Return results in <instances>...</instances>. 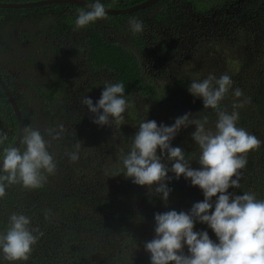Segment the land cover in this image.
<instances>
[{"label": "trees", "instance_id": "1", "mask_svg": "<svg viewBox=\"0 0 264 264\" xmlns=\"http://www.w3.org/2000/svg\"><path fill=\"white\" fill-rule=\"evenodd\" d=\"M33 1L38 0H0ZM144 1L100 0L106 7L120 9ZM82 8L58 4L33 9H0V78L16 100L23 129L33 123L34 115L29 109L33 107L29 102L32 99L38 102L40 115L49 118V128L58 126L54 121L59 115L66 118V132L62 139L51 142L49 152H54L57 168L68 172L55 184V176L49 175L41 188L25 189L21 185L7 188V195L0 199V232L6 229L12 212L31 217L32 226H38L43 232L29 260L23 264H150V254L144 250V244L155 236L154 214L170 210L187 212L194 203L203 201V192L192 186L190 180L183 176L176 179L169 172L173 179L166 183L172 191L165 202L154 192L155 185L140 186L123 173L119 174L123 170L122 159L144 119L171 126L176 118L189 112L193 119L207 115V126L214 128L217 116L214 110L203 107L202 98L188 91L192 81L203 80L208 75H196L161 88L145 78L136 54L145 46L144 42H139V36L146 41L145 48L155 56L171 58L180 49L178 37L206 35L204 28L211 24V12H216L213 19L223 27L234 21L244 29L245 45L234 50L240 62L235 72L228 71L233 85L221 107L230 113L234 103L247 101L237 109L238 126L254 134L262 144L258 150L247 154L240 187L228 191L237 195L252 192L257 199H264V46L261 45L264 43L261 42L264 41V0H159L131 13L107 15L111 30L106 33L97 21L86 28H75L76 14ZM131 17L143 22V32L133 34L130 30L127 44L117 41L116 36L129 31ZM29 28L33 29L32 33ZM72 37L78 41L74 45L75 53L67 51ZM174 44L177 46L171 50ZM65 50L63 54L68 59L62 58L64 55L60 53ZM78 58L90 73L88 83L83 86L63 72V66L71 69V62ZM49 59L52 65L56 64L49 73V80L34 86L30 82L33 71L44 76ZM115 82L125 85L129 107L124 113V122L117 124L121 147L105 168L109 179L102 183L98 173L103 166L104 152H110L111 146L101 136L104 126L93 123V114L80 101L87 96L95 105L105 84ZM29 87L36 92L31 98L24 93ZM236 88L242 90L243 96H234ZM140 98L148 100L145 112H138L134 107V102ZM0 131L7 132L9 141L6 143L13 144L18 124L1 87ZM194 131V125L182 128L171 146L181 147L186 158L192 159L190 166L197 169L200 165L195 159L199 148L191 138ZM66 134H71V140ZM45 139L50 138L45 136ZM76 141L82 142L79 159L70 162L66 152L73 150ZM93 185L107 191L99 197L92 196ZM215 199L213 197L212 201ZM193 230L207 231L216 241L207 224L196 222ZM0 264L8 262L0 259Z\"/></svg>", "mask_w": 264, "mask_h": 264}, {"label": "clouds", "instance_id": "2", "mask_svg": "<svg viewBox=\"0 0 264 264\" xmlns=\"http://www.w3.org/2000/svg\"><path fill=\"white\" fill-rule=\"evenodd\" d=\"M106 18V6L100 0H93L87 10L82 8L77 12L75 28H86ZM128 24L133 34L144 30L143 22L136 17L129 18ZM232 85L227 74L219 77L209 74L203 80L192 81L189 93L202 98L203 107L216 113L214 128L207 126V115L193 119L189 112L176 118L171 126L144 119L122 159L123 170L119 174L140 186L155 185L154 192L165 202L172 191L166 183L173 179L169 172L176 179L183 176L190 180L192 186L203 192V201L194 203L187 212L170 210L154 214L155 236L144 244L150 264H264V199H257L252 192L237 195L228 191L240 187L247 154L262 144L254 134L238 126L237 109L247 101L234 103L230 113L221 107ZM233 94L237 98L243 96L239 88ZM80 102L93 114V123L100 126L122 124L129 107L122 82L106 83L95 105L87 96ZM189 125L195 126L191 138L199 148L195 159L200 165L197 169L190 166L192 159L186 158L181 147L171 146L179 131ZM65 132L64 126L58 125L42 134L30 125L20 136L21 148L6 143L8 134L0 131V199L13 185L25 189L44 186L57 168L54 154L49 152L51 142L62 139ZM81 147L82 142L76 141L73 150L66 152L70 162L78 161ZM213 197H216L214 202ZM48 218L46 213L45 219ZM196 222L207 224L216 241L207 231H194ZM41 236L43 232L32 226L31 217L12 212L6 229L0 232V259L8 264L27 262Z\"/></svg>", "mask_w": 264, "mask_h": 264}, {"label": "rangeland", "instance_id": "3", "mask_svg": "<svg viewBox=\"0 0 264 264\" xmlns=\"http://www.w3.org/2000/svg\"><path fill=\"white\" fill-rule=\"evenodd\" d=\"M215 15V11L211 12L209 16L211 24L206 29L204 28V30H207L205 32V36L200 33L201 36L189 35L187 37H178L180 39L177 41V43L179 44L180 49L176 50L177 52H175V55L171 56V58H159L155 56L153 51H149L148 48H145L147 43L144 38L138 35L141 38V40L139 38V42L145 43V46L136 53L139 62L142 65L145 78L148 77V80L153 81L155 86L161 88L165 84H169L166 86H171L170 84H178V81L189 80L196 75H209L215 73L220 76L222 74H228V71L235 72V68L238 66L240 60L234 54V50L239 46L245 45V31L242 27H239L238 23L234 21L229 22L228 26L223 27L222 23L218 24V20L213 19ZM97 22L103 33L109 32L111 30L109 22L106 19L98 20ZM29 29L32 30V33L33 29ZM128 30V32H121V35L116 36L115 39L119 42L127 44L130 41L128 40V36H131V33H129L130 29ZM261 45L264 46V43ZM176 46L177 45L174 44L171 50H175L174 48ZM64 52H66V50L62 53ZM75 62H79L78 65H75ZM47 66V73L45 72L44 76L38 71H33L30 82L34 86L43 82L45 83L49 80V73L56 66V64L54 63L52 65L51 59H49ZM70 68L71 69H68L63 66V72L65 75H68L70 78L74 79L75 82H78L80 86L88 83L87 77L90 76V73L84 68L80 58H78L76 61L73 60L71 62ZM24 88L25 86L22 87V89ZM24 93L28 98H31L36 94L34 88L30 87ZM32 100L29 101L33 104V107L29 108L34 115L32 127L39 129L43 134L44 130L49 128L50 120L49 118L44 119L43 116L40 115L38 102H33ZM29 102L27 103L28 105ZM148 105V100L145 98H140L134 102V107L138 112H145V110L148 108ZM65 120L66 118L64 116L59 115L58 120H55L54 124L65 126ZM101 131L102 138H104L105 142L111 146L110 152H107V154L104 152L105 156L103 159V166L98 173L100 181L103 183L106 178L109 179L107 173L105 172V168H107L108 165L113 162V158L117 156V152L120 149L119 147H121L122 143L119 137L120 135L118 134L119 131L117 129V124H113L112 126L106 125L102 127ZM65 136L71 140V134H66ZM52 154H54V152ZM56 172L53 174L55 176L53 184L56 182L58 183V181L64 179L68 174V172L62 169L59 170L58 168H56ZM106 191L107 188L101 189L93 185L92 196L94 195L95 197H99V195L105 194Z\"/></svg>", "mask_w": 264, "mask_h": 264}, {"label": "water", "instance_id": "4", "mask_svg": "<svg viewBox=\"0 0 264 264\" xmlns=\"http://www.w3.org/2000/svg\"><path fill=\"white\" fill-rule=\"evenodd\" d=\"M158 1L159 0H146L142 3L136 4L134 6H130L127 8H123V9L106 7V12H107V15L127 14V13L134 12L136 10H139V9L145 8ZM90 3L92 2H89L86 0H38V1H33V2H22V3L0 2V9H33V8L58 5V4H71V5L80 6V7L87 9V5H89ZM0 87L2 88L4 94L8 98L12 113L15 116L17 124H18L17 135L12 145L19 146V139L23 131L22 116H21L20 110L18 108V105L16 103V100L13 94L9 91L8 87L6 86V84L1 78H0Z\"/></svg>", "mask_w": 264, "mask_h": 264}, {"label": "flooded vegetation", "instance_id": "5", "mask_svg": "<svg viewBox=\"0 0 264 264\" xmlns=\"http://www.w3.org/2000/svg\"><path fill=\"white\" fill-rule=\"evenodd\" d=\"M65 39H67V38L65 37ZM61 41H63V40H61ZM65 44L67 45L68 43H65ZM75 44H78V41L75 40L74 37H72L70 50L67 49V51H68V52L75 53V49H76V48H74V45H75ZM80 46H81V47L84 46V45H83V42L80 44ZM82 49H83V48H82ZM62 52H63V51H62ZM62 52H61V53H62ZM62 54H63V53H62ZM63 55H64V54H63ZM63 57L66 58V59H68V57H67L66 55L62 56V58H63ZM77 57H78V56H77ZM78 63H79V62H77L75 65H78ZM65 65H66V64H65Z\"/></svg>", "mask_w": 264, "mask_h": 264}]
</instances>
